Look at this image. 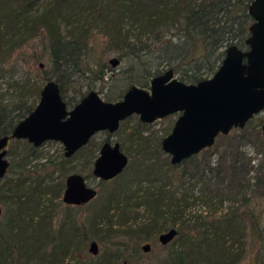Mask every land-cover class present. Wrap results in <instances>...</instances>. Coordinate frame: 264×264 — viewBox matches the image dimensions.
I'll return each instance as SVG.
<instances>
[{"label": "trees", "instance_id": "trees-1", "mask_svg": "<svg viewBox=\"0 0 264 264\" xmlns=\"http://www.w3.org/2000/svg\"><path fill=\"white\" fill-rule=\"evenodd\" d=\"M252 1L49 0L43 4L42 0H0V62L27 37L44 34L62 96L68 105H73L74 101L67 99L65 80L72 71L88 69L104 78L106 63L99 59L89 61L91 39L102 34L120 61H141L149 79L173 69L181 81L197 83L216 72L230 45L248 47ZM63 22L70 26L67 33ZM43 73L44 78L51 80L46 71ZM148 84L149 81L144 82L143 86ZM106 100L114 98L109 96ZM35 106L22 101L15 107L20 113L13 118L8 106L0 101V137L10 135ZM131 117L122 121L115 133L124 131ZM148 126L139 119L138 127L128 133L121 147L128 151L130 163L112 179L104 201L86 223L80 222L73 206L62 199L66 173L56 177L55 169L48 168L52 162L32 166V160L40 154L39 148L25 139L11 140L23 145L16 153L8 151L13 160L0 181V203L5 206L1 216L4 221H0V264L63 260L88 239L106 244L96 264H136L142 243L149 241L154 232L172 227L178 229V235L164 245L167 252L158 264H239L246 254L248 238L257 242L264 235L262 211L257 207L264 201V176L257 173L253 181L248 178L249 163L240 165L238 157L229 159L231 147L226 142L214 166L198 153L180 164L168 162L169 167L165 168L151 150L150 137L144 135ZM234 130L242 132L244 128ZM106 132V140H110L113 134ZM254 132L264 140L260 125ZM229 137L220 134L218 138ZM93 138L70 158L62 153L64 162H71L75 156L95 157L102 143ZM227 169L229 179L225 177ZM85 176L90 180L94 175L91 171ZM214 180L220 186L228 183L222 188L214 185ZM193 181L205 183L204 197L195 196L186 186ZM100 182L102 185L107 181ZM227 191L237 202L231 211L187 214L195 200L211 206ZM142 208L149 214L145 220L141 219ZM177 238L182 244L175 249ZM235 245L240 251H235Z\"/></svg>", "mask_w": 264, "mask_h": 264}, {"label": "water", "instance_id": "water-1", "mask_svg": "<svg viewBox=\"0 0 264 264\" xmlns=\"http://www.w3.org/2000/svg\"><path fill=\"white\" fill-rule=\"evenodd\" d=\"M249 13L253 22L246 39L248 47L230 45L216 72L197 83L183 82L173 69H167L152 78L150 88L132 85L117 101H108L97 90H90L70 108L58 82L49 80L35 108L10 135L0 137V181L10 166V140L25 139L37 148L47 141H58L70 158L97 133L118 131L121 122L132 115L153 123L179 113L171 132L162 140L163 150L176 165L212 147L220 134L244 128L264 111V0H253ZM110 62L116 66L120 60L114 57ZM262 130L264 134V122ZM129 163L130 157L119 142L105 141L94 161L93 175L109 181L123 173ZM98 193L84 174L72 172L66 177L62 199L65 204L79 206L95 199ZM2 213L0 207V218ZM177 235L178 229L172 227L160 233L159 241L167 245ZM142 247L147 252L152 246L146 243ZM89 251L95 255L100 252L96 240L91 241Z\"/></svg>", "mask_w": 264, "mask_h": 264}, {"label": "rangeland", "instance_id": "rangeland-1", "mask_svg": "<svg viewBox=\"0 0 264 264\" xmlns=\"http://www.w3.org/2000/svg\"><path fill=\"white\" fill-rule=\"evenodd\" d=\"M47 1L49 0H42V3L45 4ZM62 28L64 33H67L70 26L63 22ZM91 44L92 49L89 54V61L92 63L99 59L101 62L106 63V67L104 68V78H98V75L95 72L88 69L72 71L69 78H65L68 86L67 99L74 101L73 105H69L70 108L73 107L77 101L79 102L81 95L88 93L90 90H97L105 99L112 96L114 98L113 101H117L123 98L131 85L150 88L151 79L146 76L145 66L141 61H138L137 59L121 60L116 66H113L110 60L114 57L118 58V53H116L115 49H111L107 38L102 34H97L91 39ZM2 60L0 62V67L2 68V71H0V101L3 105L5 104L8 106V114L15 118L20 113V110L15 108L17 104L22 101L27 102L28 104H38L41 96L39 91L42 90L44 85L49 81L44 78V71H46L49 78L56 80V74L52 68V58L50 55L48 39L42 33L33 37H27L26 40H24L21 45L12 52V54L6 56ZM92 68L94 70L97 69L94 65H92ZM148 81L149 84L143 86V83H148ZM178 116L179 113H175L162 119H158L153 123H149V126L144 132V135H148L150 141H152L150 143L152 152L158 156L159 161L164 164L165 168L169 167L168 162H171V156L163 150L162 144H159V140L168 134V130H172ZM139 119L138 115H132L126 124V129L118 134L113 133L110 137L111 141L119 142L122 145L128 137V133L138 127ZM263 121L264 111L251 119L244 127V131L241 132L233 129L227 134L231 137L218 138L217 142H215L212 147L200 152V157L205 161L210 162L211 165H216L219 162L220 155L226 145L224 142H226L229 143L231 147L228 152L229 159H235L238 157L240 159V165L243 163H249V168L251 170L248 172V178H252L253 181V177H255L257 173L264 176V140L257 138L254 132L259 125L262 130ZM107 137L108 133L102 131L96 134L93 139L102 143ZM129 144L130 143L128 142V147H130ZM22 145L23 144H18L16 141L11 142L9 143L8 150L12 149L14 150V153H16V151H20ZM99 151L100 149L96 150L95 157L91 156L89 158H82L81 156H75L71 162H64L62 156V153L64 154V145L58 141L50 140L39 147L40 154L38 158L32 160L31 165L33 166L36 163L45 161L52 162L48 168L55 169L56 177H60L63 173H66V178L72 172L86 175L91 171L93 172L94 160L98 156ZM125 152L128 153V151ZM8 159L12 161L13 156L8 154ZM225 167L227 168V165H225ZM228 170L229 169L225 172V177L229 179L230 175L228 174H230V172ZM100 181L101 179H98L96 176H93L88 180L89 184L95 186L99 191L98 196L95 199L84 205H72V211L76 214L80 222L86 223L88 221L93 210L102 204L108 189L112 186V180L104 182L102 185ZM213 184L222 188L226 187V184L220 186L215 180L213 181ZM186 186L190 187L191 193L195 194V196L199 195L200 197H204V192H206V185L204 182L193 181L190 184H186ZM234 197L235 196L228 191L226 193L223 192V196L217 197L214 204L211 206L207 205L200 199L195 200L196 202L192 204V208L187 210V214L190 216L206 215V211H211L213 213L216 212L218 214L227 213L237 205ZM0 207L3 211L5 210V206L1 203ZM257 207L262 211L264 222V201L257 205ZM63 212L65 213L66 209H63L62 213ZM140 212L142 214V220L149 217V214L145 212L143 208L140 209ZM114 219L116 220V218ZM0 221H4V218L1 217ZM171 225V222L167 224L168 227H171ZM116 228L121 229L123 227ZM164 231H167V229ZM159 235L160 233L154 232L149 241L142 243V245L150 243L152 247L151 250L147 252L143 250V247L141 248V252L136 255L138 257L136 264H158L160 262V257L167 252V249H165L164 245L160 243ZM94 240L98 242L100 248V252L97 255L89 251L92 239H88L85 240V243L74 249L70 255L63 260L52 262H47V260H45V263L40 260H35L32 264H96L98 258L105 250L106 244L99 239ZM181 244L182 241L177 238L174 248L178 249ZM246 247V254L239 264H264V235L262 239H259L257 242H254L252 237H249ZM16 251L15 260L18 261L19 256ZM235 251H240V247L235 245ZM15 263L17 264V262ZM121 264H123V262H121Z\"/></svg>", "mask_w": 264, "mask_h": 264}, {"label": "flooded vegetation", "instance_id": "flooded-vegetation-1", "mask_svg": "<svg viewBox=\"0 0 264 264\" xmlns=\"http://www.w3.org/2000/svg\"><path fill=\"white\" fill-rule=\"evenodd\" d=\"M264 122V121H263ZM263 124V123H262ZM235 129V128H234ZM110 133V132H109ZM115 133V132H114ZM262 133H263V130H262ZM98 134V133H97ZM113 134V133H112ZM264 135V134H263ZM105 141H110V142H112L111 141V139L110 140H104L103 142H102V144L105 142ZM10 142H11V140H10ZM112 143H114V142H112ZM102 144H101V146H102ZM101 148V147H100ZM100 152V151H99ZM126 153V152H125ZM127 154V153H126ZM129 156V155H128ZM97 158V157H96ZM95 161V160H94Z\"/></svg>", "mask_w": 264, "mask_h": 264}]
</instances>
